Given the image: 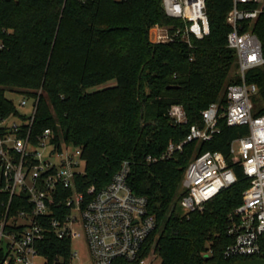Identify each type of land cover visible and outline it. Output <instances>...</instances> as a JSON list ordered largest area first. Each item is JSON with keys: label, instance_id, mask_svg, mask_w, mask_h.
I'll return each mask as SVG.
<instances>
[{"label": "trees", "instance_id": "trees-1", "mask_svg": "<svg viewBox=\"0 0 264 264\" xmlns=\"http://www.w3.org/2000/svg\"><path fill=\"white\" fill-rule=\"evenodd\" d=\"M231 7V0H205L209 34L193 39L189 47L149 42V29L156 24L182 26L165 15L161 0H0V118L16 111L6 93L38 99L25 132L35 142L50 129L56 143L81 148L84 173L75 177L77 191L86 194L91 187L107 186L128 162L127 186L146 199L147 212L155 219L137 260L114 264H139L151 253L159 264H250L264 259L223 256L233 243L227 234L229 217L249 186L241 168L231 162L229 147L248 128L229 127L220 117L219 133L211 141L183 144L191 126L203 128L202 111L218 104L222 113L228 86L241 83L237 74L230 75L236 63L226 42ZM251 30L264 57V14ZM245 82L257 88L253 115L259 116L264 113V65L249 70ZM170 86L177 88L168 90ZM173 105L183 108L186 124L176 125L168 117ZM180 144L181 149L161 159L169 145ZM207 151L221 153L237 181L201 212L186 215L179 207L183 176L190 161ZM59 192L64 202L71 195L70 190ZM54 197L47 218L56 216L58 192ZM25 201L22 194L12 198L7 221L30 209ZM7 202L8 194L0 192V220ZM62 213L69 210L62 206ZM24 228L6 225L5 231L21 233ZM36 251L44 264H69L71 240L46 228ZM4 258L0 250V264Z\"/></svg>", "mask_w": 264, "mask_h": 264}, {"label": "built area", "instance_id": "built-area-1", "mask_svg": "<svg viewBox=\"0 0 264 264\" xmlns=\"http://www.w3.org/2000/svg\"><path fill=\"white\" fill-rule=\"evenodd\" d=\"M121 1V0H117ZM227 16L230 32L227 47L236 54L237 75L241 83L226 90V106L220 112L218 104L209 105L201 113L203 128L191 126L183 144L191 141L208 142L219 133L217 121L225 119L229 127L246 126L248 134L231 142V162L241 168L249 182L242 194L241 204L230 215L228 236L233 243L223 252L224 258L264 255V113L254 116L255 85L245 82V74L264 65L262 44L252 32L251 25L264 14V0H231ZM164 13L181 22L182 26L154 25L149 29L151 44L180 42L191 47L193 39L201 40L209 34L205 0H161ZM249 23L247 29L244 25ZM4 45L0 40V51ZM41 90L38 91V95ZM31 102V101H30ZM38 99L31 102L27 115L15 113L0 118V192L8 194L3 219L0 220V250L2 264H35L38 258L36 243L48 228L57 238L85 237L91 264H114L123 259L136 261L147 237L155 228V219L147 212V201L133 194L127 186L128 162H123L109 184L101 189L91 187L86 194L76 189L75 177L84 173L82 150L63 142L56 143L52 130L45 129L35 142L29 138ZM28 99L19 103L24 108ZM168 117L176 124H186V115L180 105L168 110ZM15 118L18 121H12ZM169 145L163 158H169L174 149ZM149 161L156 159L148 158ZM237 179L224 156L219 152H204L188 164L183 180L184 194L179 201L181 211L188 215L201 212L206 203L221 191L230 188ZM62 190L71 195L61 198ZM59 201L52 214L54 196ZM24 195L29 210L21 209L13 220L7 221L11 200ZM62 206L69 210L62 213ZM24 226L23 231H5V227ZM4 243L2 245V241ZM149 257V256H148ZM147 257V258H148ZM139 264H145V260Z\"/></svg>", "mask_w": 264, "mask_h": 264}, {"label": "rangeland", "instance_id": "rangeland-1", "mask_svg": "<svg viewBox=\"0 0 264 264\" xmlns=\"http://www.w3.org/2000/svg\"><path fill=\"white\" fill-rule=\"evenodd\" d=\"M237 74V63L232 67L230 75H236ZM109 84L108 86H110ZM6 97L11 100L18 112L19 115H27L31 112L32 104L28 100L27 105L24 108H21L19 106L21 96L11 93H6ZM12 121H18L15 118L10 119ZM4 243V240L2 241V245ZM71 251H72V258L69 262V264H91L90 256L88 253L85 237L83 235V232L80 231V236L73 238L71 241ZM35 264H44V261L41 258L34 259ZM58 264H63L62 261H60ZM145 264H159V259L156 257L155 254L151 253L149 257L145 260ZM250 264H264V259H255L254 261L250 262Z\"/></svg>", "mask_w": 264, "mask_h": 264}, {"label": "water", "instance_id": "water-1", "mask_svg": "<svg viewBox=\"0 0 264 264\" xmlns=\"http://www.w3.org/2000/svg\"><path fill=\"white\" fill-rule=\"evenodd\" d=\"M176 88H177L176 86L167 87L168 90H170V89H176Z\"/></svg>", "mask_w": 264, "mask_h": 264}]
</instances>
